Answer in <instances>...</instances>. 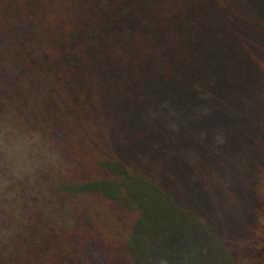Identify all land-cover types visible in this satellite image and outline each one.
<instances>
[{
    "label": "trees",
    "instance_id": "trees-1",
    "mask_svg": "<svg viewBox=\"0 0 264 264\" xmlns=\"http://www.w3.org/2000/svg\"><path fill=\"white\" fill-rule=\"evenodd\" d=\"M258 62L264 0H0V264H264V156L223 238L229 154L188 137L206 103L250 129Z\"/></svg>",
    "mask_w": 264,
    "mask_h": 264
},
{
    "label": "rangeland",
    "instance_id": "rangeland-1",
    "mask_svg": "<svg viewBox=\"0 0 264 264\" xmlns=\"http://www.w3.org/2000/svg\"><path fill=\"white\" fill-rule=\"evenodd\" d=\"M256 58H258V54ZM258 63V66L264 65L260 62ZM254 81L255 83L249 89V94L252 97V102L256 104V107L246 113L247 119H253L250 120V125H246L250 126V129L246 128L243 130L241 128L243 125L240 127L238 125L234 126L235 124L231 122L232 112L228 114L229 117L227 116L228 121L222 117L225 127L223 124L220 125L219 123L222 120L220 117H217L218 113L212 109V106L206 103V107L203 106L197 108V110L195 109V114H193L191 120L192 127L188 135L189 141L204 151L207 158H212V160L223 158L225 151V153L229 154L228 165L226 169L224 168L226 171L223 172V179L206 180V184H208L206 186V215L209 216L211 214V218L216 217V220L212 221V223L214 226L221 228L219 233H221V237L223 238H225V235L229 238L236 237L242 232L246 224L245 216L241 214V207L244 205V197L241 195L245 188V178L242 172H246L251 164L253 165L257 160L259 161L260 156H264V108L261 107L262 104L260 103L264 97V66L258 69V73L254 76ZM197 115L206 116V119H197ZM217 127L221 131L218 132ZM232 129L237 130L238 134L236 136L238 138L241 137V132L244 133L245 130H250L251 134L256 132L257 146L254 147L255 150H242V153H239L241 147L244 148L246 147L244 145L249 144V142H242L240 138L241 141L238 138L235 139L237 140L236 144H229L225 140V132L228 130L231 131ZM235 156L236 160H234ZM232 170L235 171L231 172ZM231 194L233 195L232 198L230 197ZM248 201L250 200L248 199ZM208 235L214 236L215 233H209ZM233 247L234 244L231 243L226 248L230 260L233 262L236 261V264H241V259H238L236 249Z\"/></svg>",
    "mask_w": 264,
    "mask_h": 264
}]
</instances>
